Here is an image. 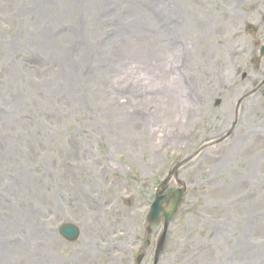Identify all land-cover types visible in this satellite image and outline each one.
<instances>
[{
    "label": "rangeland",
    "instance_id": "obj_1",
    "mask_svg": "<svg viewBox=\"0 0 264 264\" xmlns=\"http://www.w3.org/2000/svg\"><path fill=\"white\" fill-rule=\"evenodd\" d=\"M255 41L264 0H0V264H153L155 188L248 93L230 138L178 170L157 264H264Z\"/></svg>",
    "mask_w": 264,
    "mask_h": 264
},
{
    "label": "water",
    "instance_id": "obj_2",
    "mask_svg": "<svg viewBox=\"0 0 264 264\" xmlns=\"http://www.w3.org/2000/svg\"><path fill=\"white\" fill-rule=\"evenodd\" d=\"M261 53L264 54V46L261 49ZM264 83V81H263ZM194 156V155H193ZM187 161L184 160L178 164H176L169 172L167 178L160 184L159 189L157 190L155 194V198L150 206V211L147 215V220L150 223L153 222H159L160 218L163 219V226L164 230L163 233L157 243V248H156V255H155V264L158 260V256L163 248L164 245V240H165V235H166V230L168 226V222L171 218V216L177 211L178 205L181 201V197L184 191V188L180 187L175 189L169 196H166L163 194L167 187V182L169 179L173 176L176 178L177 174V169L184 164ZM177 183L180 184V181L177 180ZM147 231H150V227L147 228ZM60 235L68 241H74L77 239L79 235V231L76 227H73L71 225H63L60 227ZM142 258V255H140L137 258V262H139Z\"/></svg>",
    "mask_w": 264,
    "mask_h": 264
},
{
    "label": "bare ground",
    "instance_id": "obj_3",
    "mask_svg": "<svg viewBox=\"0 0 264 264\" xmlns=\"http://www.w3.org/2000/svg\"><path fill=\"white\" fill-rule=\"evenodd\" d=\"M120 39H118V40H113L110 44H108L109 46H108V48L110 49H112V47H117V46H119V43H120ZM101 45L102 44H98L97 46H96V48L98 49V48H100L101 47ZM102 48H104V46L102 47ZM104 50L106 51L107 49L106 48H104ZM130 67V66H129ZM128 67V68H129ZM128 68H126V69H128ZM125 69H124V64L122 63V64H120L119 66H117L115 69H114V73L112 74V76L113 77H115V76H119L121 73H125V71H124ZM183 104H182V102H181V100H179L178 98H176V100H175V102H174V110L172 111V112H174V114H176L178 111H179V109H180V107L182 106Z\"/></svg>",
    "mask_w": 264,
    "mask_h": 264
}]
</instances>
